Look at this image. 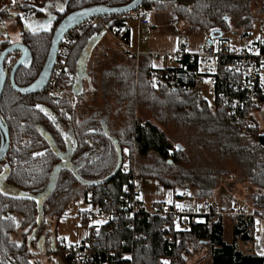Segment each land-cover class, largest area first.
Listing matches in <instances>:
<instances>
[{
    "label": "trees",
    "instance_id": "16d2710c",
    "mask_svg": "<svg viewBox=\"0 0 264 264\" xmlns=\"http://www.w3.org/2000/svg\"><path fill=\"white\" fill-rule=\"evenodd\" d=\"M48 1L26 3L22 7L37 13ZM130 1L61 0L64 6L61 17L84 7L97 4L120 7ZM141 6L151 12L171 13L179 28L192 26L209 34L220 33L221 38L214 39L220 41H227L224 36L229 32L249 37L255 25L264 22V0H144ZM8 11H1L0 19L7 16ZM13 23L21 34L24 33L25 44L32 54L30 70L20 68L15 76V83L22 87L28 85L41 69L52 32L30 35L24 32L18 15L14 16ZM111 25L126 26V23L111 22ZM96 36H106L101 27L85 29L70 48L65 69L58 77L57 102L50 101L47 89L22 96L8 83L4 87L0 116L8 127L10 144L0 167L8 166L7 182L28 194L38 195L46 188L51 172L59 162L50 142L57 152L68 153V161L76 169L59 170L54 190L43 204L45 217H54L58 222L67 206L78 201L86 203L88 197H92L101 204L112 202L121 195V187L128 177L118 170L108 179L116 169L118 150L122 153L127 149L131 154L134 149L137 170L173 194L175 189L197 188L199 201L212 200L220 181L231 179L229 176L238 172V180L254 189L248 196L251 209L245 216H226L211 226L199 224L185 232H175L169 227L165 236L166 221L155 218L146 223L142 220L136 224V232L144 235L143 240L132 241L131 232L120 228L112 236L113 243L120 244V240H125L127 248L132 244L136 246L131 264H158L159 261L186 264L191 254L203 249L207 250L209 264H264V255L241 249V245L255 241L256 218L264 217V135L256 121L249 128L229 122L225 109L217 100L210 109L204 99L206 96L194 93L189 85L172 87L156 83L153 87L150 56H141L136 62L134 57L120 54L118 63L108 59V67L90 71L91 56L98 51L96 47L100 40L90 49L85 75L81 79L84 85L80 84L81 90L75 94L77 91L70 81L72 74L77 71L81 54ZM128 38L127 35L126 42ZM7 45L0 42V50ZM17 57L16 52L9 55L4 66L10 68ZM38 104L49 109L53 118L38 110ZM140 110L146 111L150 120L138 118L136 113ZM169 124L193 127L201 136L197 149H210L215 163L223 166L211 163L209 167L193 169L186 153L188 149L181 144L175 145L171 154L170 140L160 129ZM227 164L233 168L225 169ZM9 214L15 216L9 217ZM36 216L34 201L0 195V264L11 261L13 264H45L35 259L28 247L15 245L10 238L16 218H21L30 233ZM224 221L231 226L229 243L223 237ZM45 223L43 220V225ZM80 225L87 226L84 221ZM38 232L36 237L41 234ZM60 243L55 240L51 253L61 258L63 264H69L60 250Z\"/></svg>",
    "mask_w": 264,
    "mask_h": 264
},
{
    "label": "built area",
    "instance_id": "2783aa9c",
    "mask_svg": "<svg viewBox=\"0 0 264 264\" xmlns=\"http://www.w3.org/2000/svg\"><path fill=\"white\" fill-rule=\"evenodd\" d=\"M42 1L37 0L38 3ZM150 16L151 11L140 6L126 14L86 20L68 31L58 49V58L48 89L49 95L55 96L57 77L65 58L83 30L101 27L123 54L138 58V54L130 52L127 46L126 26H112L111 22L135 21L145 26L149 24ZM258 27L260 33L264 34V22H260ZM156 55L158 59L165 57L164 66L152 70V80L155 79L157 84L172 87L192 86L194 93L211 95L213 101L217 100L225 109L229 122L244 128L253 126L252 113L264 102V84L261 83V77H264V67H261L264 63L263 39L240 47L214 39L210 44L206 41L196 42L194 46L188 41H181L170 54ZM170 146L173 154L175 146L172 143ZM119 170L128 177L121 187V195L112 202L105 201L101 204L88 197L86 206L80 213V220L87 225L83 228L86 229L84 238L72 242L71 246L69 242L61 241L60 250L65 253L69 264H131L136 246L132 244L131 248H127L125 240L114 244L113 234L124 228L131 232L132 241L143 240L144 235L140 236L136 232V224L142 220L146 223L155 218L170 220L163 230L165 236L169 227L175 232H185L199 224L206 223L211 226L223 216L229 215V211H221L214 200H197L199 192L195 187L182 188L178 195L171 192L169 202L146 204L142 199L146 190L145 176L137 170L132 155L127 151L121 153ZM161 194L165 195L163 192ZM89 207L91 211H88ZM231 214L246 215L243 209ZM93 221L104 223L94 224ZM162 262L159 261L158 264Z\"/></svg>",
    "mask_w": 264,
    "mask_h": 264
},
{
    "label": "rangeland",
    "instance_id": "374dc122",
    "mask_svg": "<svg viewBox=\"0 0 264 264\" xmlns=\"http://www.w3.org/2000/svg\"><path fill=\"white\" fill-rule=\"evenodd\" d=\"M61 1V0H60ZM256 1V0H254ZM49 2V1H48ZM47 5V4H46ZM45 7V6H44ZM47 8V6L45 7ZM253 10H256V7H251ZM12 15L10 17H2L0 19V41H9L10 43H18L20 40V32L17 27L12 26V18L13 15L19 14L20 11L17 9L11 10ZM152 14V13H151ZM259 25V24H258ZM258 25H255L251 35L249 37H243L240 34L235 33H227L225 34V39L230 43L232 46H245L250 43L252 40L257 38L259 34ZM192 27V26H187ZM194 28V27H193ZM182 29V28H181ZM193 32L200 35V39L198 42L204 43L209 38V33L205 31L193 30ZM188 39V38H186ZM98 42V51L92 54L91 58L92 62L90 64V71L95 72L99 70V68L108 67L106 61L108 59H113L114 63H118L120 61V54H123L120 49L115 45L114 41L111 39L110 36L106 35L101 37ZM188 41V40H187ZM116 57V59H114ZM73 79V86L76 84H81V80L77 78L76 73ZM84 83L81 84L83 86ZM86 86V85H85ZM98 98V96H97ZM207 101V104L210 109H212L213 105V98L211 95L204 97ZM141 111V110H140ZM137 117L142 120H150V116L146 111H141L136 113ZM169 138L170 143L174 146L177 144H181L182 147L185 146L188 151L186 152L189 159V164L192 166L193 169L199 170V168H206L209 167L211 163H215L214 157L211 154L210 149L204 148L197 149L200 146L201 136L196 132L193 127H176L174 125H168L167 127L160 128ZM131 155L133 157V161L137 167V157L134 149L131 151ZM216 166L222 167L221 163H215ZM233 168L230 164L225 165V169ZM235 175H231V179H223L220 181L219 186L215 192V199L218 204L227 203L229 205H233V203L237 204V206L241 205L243 209H245V213L251 209L250 202L248 201V196H250L254 189L249 188L247 185L245 186L244 183L238 180V172L234 173ZM145 192L142 194V199L146 204H150L153 202H160L165 201L169 202L171 199L170 193L172 192L169 189L163 188L156 180L146 178L145 177ZM174 193L178 195L180 189H175ZM165 193L163 196L161 193ZM173 193V192H172ZM86 204L82 201H78L73 205L67 206L63 216L57 222L54 217H45V229L49 232V237L51 241L55 240H62L66 242H74L79 241L84 238L86 229L81 227V220H80V213L79 210L82 211L85 208ZM75 214L78 215L75 217ZM57 225V226H56ZM231 236V227L228 221L224 222V241L226 243L230 242ZM67 237V240L62 238ZM55 239V240H54ZM30 246V245H27ZM30 252L33 254L35 259L41 261L45 264H63L62 259L56 254L46 253H35L37 249L35 248H28ZM41 252V251H39ZM64 258H66L65 253L63 252ZM186 264H209V259L207 257V250L203 249L200 250L195 255L191 254L188 258Z\"/></svg>",
    "mask_w": 264,
    "mask_h": 264
},
{
    "label": "water",
    "instance_id": "95a60500",
    "mask_svg": "<svg viewBox=\"0 0 264 264\" xmlns=\"http://www.w3.org/2000/svg\"><path fill=\"white\" fill-rule=\"evenodd\" d=\"M144 0H131L127 5L120 6V7H112L109 5L104 4H97L89 7H84L77 9L69 14H67L55 27L51 40H50V47L47 53V56L44 60V63L42 65V68L38 74V76L35 78L33 82H31L29 85L25 87H18L14 83V76L17 70L20 67L29 68L32 63V57L30 50L23 45L22 43H14L10 44L7 48L2 50L0 52V98L4 89V85L6 83V79H8L11 88L16 93L26 96V95H32L36 93H41L45 90L47 87V84L49 82V79L52 74V70L54 68L55 58L57 55V49L59 46V43L61 39L66 35L68 31L71 29L77 27L78 25L82 24L86 20L97 18V17H112L116 15H122L126 14L130 11H133L134 9L140 7ZM41 12V11H40ZM41 12V13H45ZM81 13H86L84 15H80ZM69 17H74V19H69ZM55 18H53V21ZM48 24V23H47ZM25 29V28H24ZM102 34H105L102 30ZM101 37L96 36L91 39L87 47L85 48L83 54H81V57L78 62L77 66V78L82 79L85 75V67L89 58L90 49L93 48V46L99 41ZM221 38L220 33L212 32L209 34V38L206 40L207 44L211 43L212 39H219ZM13 52H18L19 57L11 67L10 71L4 67V61L5 58L10 55ZM75 89L77 92L75 94H78L81 90V86L79 84H76ZM51 148L54 149V146L52 143ZM181 149V147H178ZM9 150V134L7 127L2 123L0 119V161L7 155ZM70 151V149H69ZM54 153L59 158V162L56 164L54 169L51 172V176L49 178V181L47 183V186L44 190V192L40 196L33 197L35 200H37V227L35 228L34 232L31 234L30 239L36 234L38 228L41 225V219H42V203L44 200H46L52 193L54 184L56 182L57 174L59 170L61 169H69V170H75L76 167H73L69 161H68V153H59L56 150H54ZM118 156V162L115 171L112 175L109 176L108 179L112 178L119 170L120 167V152H117ZM6 175L2 174L0 175V182L2 179H5ZM107 181V179L105 180ZM0 190L4 193V189L0 187ZM1 192V191H0ZM20 195V194H19ZM62 240H59L61 242Z\"/></svg>",
    "mask_w": 264,
    "mask_h": 264
},
{
    "label": "crops",
    "instance_id": "0c3cea01",
    "mask_svg": "<svg viewBox=\"0 0 264 264\" xmlns=\"http://www.w3.org/2000/svg\"><path fill=\"white\" fill-rule=\"evenodd\" d=\"M26 3H38L37 0H0V13L3 10H9L7 16L12 15L11 10H19ZM39 4V3H38ZM48 5V2L46 3ZM45 4V5H46ZM44 5V6H45ZM43 6V7H44ZM151 16L148 19V25H140L135 21L126 22V28L128 30V42L127 46L130 52L138 54V58H135L137 62L141 56H150L152 69L162 68L165 64V57L158 59L156 54L167 55L173 52L181 41H187L194 46L200 39V35L193 32V30H199L193 27H183L182 29L177 27L174 22V17L168 12H151ZM259 30V29H258ZM200 31V30H199ZM188 38V39H186ZM263 39L264 34H258L257 38L253 41ZM130 56V55H128ZM131 57V56H130ZM156 65V67H153ZM254 121L259 127L261 134L264 135V102L260 105L259 109L252 113ZM215 198V197H213ZM217 204L218 202L213 199ZM221 211H229L227 216H234L231 213H235L237 210L243 209L241 205L233 203L229 205L227 203L218 204ZM237 206V207H235ZM235 207V210H232ZM237 209V210H236ZM245 210V209H243ZM246 211V210H245ZM248 213V212H247ZM250 213V212H249ZM226 216H223L224 218ZM225 222V221H224ZM231 227V226H230ZM256 239L253 243L248 245H241V249L245 251L254 252L258 256L264 255V217L256 218L255 224ZM231 237V236H230Z\"/></svg>",
    "mask_w": 264,
    "mask_h": 264
},
{
    "label": "flooded vegetation",
    "instance_id": "af4514ba",
    "mask_svg": "<svg viewBox=\"0 0 264 264\" xmlns=\"http://www.w3.org/2000/svg\"><path fill=\"white\" fill-rule=\"evenodd\" d=\"M105 5V4H104ZM47 6V8H45ZM45 7H41V8H44V9H46V12L45 13H41V12H37L36 13V11L35 10H28L27 11V9L26 8H24V7H21L20 9H19V11H20V13L19 14H15L16 16L18 15V16H20L21 17V22H22V26H23V30H24V32H26V33H28V34H30V35H34V34H39V33H41V32H46V33H50V32H52V34H53V31H54V29H55V27L58 25V23L67 15H64L63 17H61V14H63L64 13V11L63 12H61V11H59L58 9L60 8V7H63L64 8V6L62 5V3H61V1L60 0H49V2H48V5H45ZM40 8V9H41ZM15 15H13V18H12V22L14 21V16ZM4 17H8V16H4ZM113 17V16H112ZM53 18H55V20L53 21ZM2 19V18H1ZM50 23L51 24V27H52V30L51 31H44L42 28H39L38 26L39 25H48V24ZM12 26L13 27H17L18 28V26H16V25H14V23H12ZM29 26H31V28H33V29H38L37 31H35V33H33V31H30V28H29ZM25 28V29H24ZM19 32H20V30H19ZM24 34V33H23ZM23 34H21V32H20V40H19V42L18 43H22L23 45H25L26 46V44H25V41H24V35ZM77 39V38H76ZM75 39V40H76ZM62 40V39H61ZM0 42H6V43H8L9 45L10 44H12V43H10L9 41H0ZM60 43H61V41H60ZM60 43H59V46H60ZM9 45H7L5 48H7ZM59 46H58V49H59ZM27 47V46H26ZM4 48V49H5ZM28 48V47H27ZM3 49V50H4ZM58 49H57V55H56V58H55V63H54V68H53V70H52V74H51V77H50V79H49V82H48V84H47V87L45 88V89H49V85H50V81H51V79H52V77H53V74H54V69H55V66H56V61H57V58H58ZM2 50H0V52H1ZM13 53H15V52H13ZM16 53H18V52H16ZM31 53V52H30ZM69 53H70V50H69ZM12 54V53H11ZM10 54V55H11ZM9 56V55H8ZM7 56V57H8ZM68 56H69V54L67 55V57L65 58V63H64V65H63V67H62V69H61V72L65 69V66H66V62H67V58H68ZM6 57V58H7ZM18 57H19V53H18ZM17 57V58H18ZM31 57H32V54H31ZM6 58H5V60H6ZM17 60V59H16ZM5 62V61H4ZM15 63V62H14ZM44 63V62H43ZM43 65V64H42ZM13 66V65H12ZM11 66V67H12ZM31 66H32V63H31V65H30V67L29 68H24V67H20V68H23V69H25V70H30V68H31ZM7 70H8V72L10 71V69H11V67L9 68L8 67V65H6V66H4ZM19 68V69H20ZM42 68V67H41ZM18 69V70H19ZM17 70V71H18ZM41 70V69H40ZM40 70H39V72H40ZM77 70V69H76ZM39 72H38V74H39ZM61 72H60V74H61ZM17 73V72H16ZM16 73H15V76H16ZM75 73H76V76H77V71H75ZM38 74L36 75V77L38 76ZM59 74V75H60ZM59 75H58V77H59ZM15 76H14V80H15ZM35 77V78H36ZM58 77H57V85H58ZM35 78L31 81V82H33L34 80H35ZM73 79H74V75L72 76V78H71V83H72V85H73ZM30 82V83H31ZM9 84V86H10V83H9V81H8V79H6V83H5V85H4V87L6 86V84ZM14 83H15V81H14ZM29 83V84H30ZM28 84V85H29ZM15 85L16 86H18L16 83H15ZM27 86V85H26ZM11 87V86H10ZM18 87H20V86H18ZM22 87H25V86H22ZM74 87V90H76L75 89V86H73ZM12 89V88H11ZM4 90V89H3ZM13 90V89H12ZM15 92V91H14ZM3 93V92H2ZM57 94H58V86H56V93H55V96H50L49 95V99H50V101H52V102H57ZM1 99V98H0ZM43 107V106H42ZM43 108H45V107H43ZM45 109H47V108H45ZM38 110H40V109H38ZM47 111H48V113H49V115H47V116H49L50 118H53V115H52V112L49 110V109H47ZM42 112V111H41ZM44 113V112H43ZM45 114V113H44ZM0 119H1V121H2V123L7 127V125L3 122V120H2V118H1V116H0ZM7 130H8V127H7ZM8 134H9V132H8ZM49 141V140H48ZM50 142V141H49ZM51 143V142H50ZM9 144H10V140H9ZM50 147H51V144H50ZM51 150L54 152V150L55 149H52L51 148ZM9 151V150H8ZM119 151V150H118ZM117 151V152H118ZM118 157V156H117ZM5 158V157H4ZM3 158V159H4ZM120 158H121V153H120ZM2 159V160H3ZM1 160V161H2ZM0 161V162H1ZM8 172H9V169H8V166L7 165H1V167H0V175H2V174H5L6 175V177H7V175H8ZM6 177H5V179H2L1 180V182H0V187H2L3 189H4V193L1 191L0 192V195L1 196H3V197H6V198H10V199H29V200H32V201H34L35 202V205H36V210H37V200H35L33 197H36V196H40L43 192H44V190L40 193V194H38V195H32V194H28V193H26V192H24L23 190H21L20 188H17V187H14V186H11L8 182H7V179H6ZM55 185V184H54ZM53 190H54V187H53ZM52 190V191H53ZM20 194V195H19ZM31 197V198H30ZM48 199V198H47ZM46 199V200H47ZM46 200H44L43 201V203H42V219H41V225H40V227L38 228V230H39V232H41V234L39 235V236H37L36 237V235H37V232H38V230H37V232H36V234L32 237V239H30V236H31V234L34 232V230H35V228L37 227V216H36V220H35V226H33V230L30 232V233H28V231L29 230H27L25 227H24V225H23V222L21 221V218H16L15 219V221H13L14 222V231L12 232V234H11V236H10V238H11V240H12V242H13V244H15V245H23V246H25V247H31V248H34L35 247V249H37L36 250V252L35 253H41L42 254V252L44 253V250H46V253H51V251H53L54 250V248H55V241H51V239H50V237H49V232L47 231V229H45V224L43 225V220H45V214H44V211H43V204L45 203V201ZM37 215H38V212H37ZM12 216H15V215H11V214H9V217H12ZM38 232V233H39ZM55 240V239H54ZM27 245H30V246H27ZM39 251H41V252H39ZM6 253H8V252H6ZM43 255V254H42ZM10 264H13V262L11 261L10 262Z\"/></svg>",
    "mask_w": 264,
    "mask_h": 264
},
{
    "label": "snow or ice",
    "instance_id": "6c2138e0",
    "mask_svg": "<svg viewBox=\"0 0 264 264\" xmlns=\"http://www.w3.org/2000/svg\"><path fill=\"white\" fill-rule=\"evenodd\" d=\"M13 2L15 3V0H13ZM58 10L61 11V12H63L64 11V8L63 7H60ZM40 11L41 12H44V11H46V9L41 8ZM84 14H86V13H81L80 15H84ZM69 19H74V17H69ZM38 27L39 28H42L44 31H51L52 30V27H51V24L50 23L48 25H39ZM29 28H30V31H33V33H35V31L38 30V29L31 28V26H29ZM256 54L259 55V52H257ZM153 67H156V65H153ZM261 67H264V63L261 64ZM65 71H67V70H65ZM261 83L264 84V77H261ZM152 86L153 87H156L157 86L156 85V82H155V79H153V81H152ZM36 107L38 109H40V111L44 112L45 115H49L47 109L43 108L41 105L38 104V105H36ZM91 131H94V130H91ZM177 147H179V146H177ZM124 151L126 152L127 149H125ZM34 155H43V153H35ZM126 190L127 189L125 188V191ZM0 191H2V190H0ZM177 207H182V206L181 205H177ZM91 210H92L91 207H89L88 211H91ZM93 223L94 224H101V223H104V221H93ZM62 239L67 240L68 238L67 237H64ZM71 243L72 242L69 241V246H71ZM162 264H168V262L167 261H163Z\"/></svg>",
    "mask_w": 264,
    "mask_h": 264
},
{
    "label": "bare ground",
    "instance_id": "6f19581e",
    "mask_svg": "<svg viewBox=\"0 0 264 264\" xmlns=\"http://www.w3.org/2000/svg\"><path fill=\"white\" fill-rule=\"evenodd\" d=\"M170 222V220L169 221H166V223H169Z\"/></svg>",
    "mask_w": 264,
    "mask_h": 264
}]
</instances>
